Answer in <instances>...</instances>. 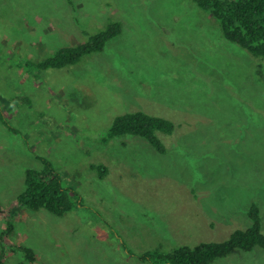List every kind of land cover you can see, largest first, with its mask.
Returning <instances> with one entry per match:
<instances>
[{"label": "rangeland", "instance_id": "1", "mask_svg": "<svg viewBox=\"0 0 264 264\" xmlns=\"http://www.w3.org/2000/svg\"><path fill=\"white\" fill-rule=\"evenodd\" d=\"M112 20L123 30L102 52L37 67ZM0 111V203L22 193L39 156L73 203L63 216L15 210L9 242L35 264H152L139 256L248 228L252 203L264 232V60L192 0H0ZM137 111L175 124L158 133L166 153L136 135L106 140L116 116ZM213 264H264V249Z\"/></svg>", "mask_w": 264, "mask_h": 264}, {"label": "trees", "instance_id": "2", "mask_svg": "<svg viewBox=\"0 0 264 264\" xmlns=\"http://www.w3.org/2000/svg\"><path fill=\"white\" fill-rule=\"evenodd\" d=\"M204 13L220 24L224 37L255 57L264 60V0H192ZM122 23L110 21L107 26L90 35L85 33V40L74 46L59 49L55 55L37 64L40 69L65 68L76 65L83 58L93 53L102 52L107 43L122 33ZM1 114V111H0ZM2 122L10 128L1 115ZM175 124L164 117L137 111L118 115L109 128L106 140L127 134L146 139L159 153H166V146L158 133L170 135ZM43 167L27 169L25 188L18 197L5 207L0 203V218L6 220V226L0 234V264L17 252L23 254L19 264H35V251L21 244H15L11 236L16 230L15 210L19 207L31 211L47 210L57 216H63L73 209L69 189L54 164L46 157H38ZM105 174V172H103ZM103 176V175H102ZM251 225L246 229H237L223 242H201L196 246H180L173 252H145L140 260L152 264H213L216 260L230 255L234 250L253 251L256 247L264 249L261 208L252 203L248 210Z\"/></svg>", "mask_w": 264, "mask_h": 264}]
</instances>
